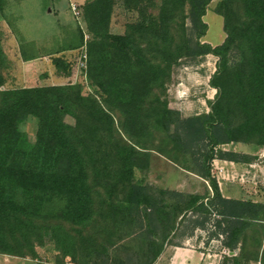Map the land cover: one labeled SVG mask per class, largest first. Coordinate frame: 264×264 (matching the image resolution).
Segmentation results:
<instances>
[{"label": "trees", "instance_id": "1", "mask_svg": "<svg viewBox=\"0 0 264 264\" xmlns=\"http://www.w3.org/2000/svg\"><path fill=\"white\" fill-rule=\"evenodd\" d=\"M154 1L156 14L149 12ZM211 1L123 0L135 16L117 35L108 31L114 0L84 5L90 94L78 85L3 90L0 77V255L35 260V247L50 235L65 255L80 253L83 264H126L105 256L103 238L111 237L112 227L116 232L142 218L158 225L171 216L175 222L199 210L217 217L221 246L232 251L243 243L241 251L248 244L250 261L264 264V204L222 198L204 162L198 176L213 193L205 202L152 192L133 180L156 135L166 140L167 152L194 163L189 147L195 137L212 148L230 142L264 146V0L219 1L214 13L223 19L225 38L214 48L201 42ZM208 53L219 58L211 81L219 95L208 115L183 119L164 101L171 69L182 58ZM29 118L36 120L32 142L21 131ZM208 155L204 161L212 150ZM257 225L259 232L241 240ZM66 226L73 236L82 229L94 233L90 245L71 238ZM147 248V264H153L158 254L152 243Z\"/></svg>", "mask_w": 264, "mask_h": 264}, {"label": "rangeland", "instance_id": "2", "mask_svg": "<svg viewBox=\"0 0 264 264\" xmlns=\"http://www.w3.org/2000/svg\"><path fill=\"white\" fill-rule=\"evenodd\" d=\"M92 1L94 0H0L1 89L78 85L83 94H90L92 88L84 73L87 63L85 43L89 35L83 19V7ZM219 1L221 0L211 1L203 18L207 33L201 42L209 44L211 48L220 45L225 38L223 19L214 13ZM114 2L108 31L109 34L117 35L123 32L125 25L134 19L135 14L125 7L123 0ZM153 4L155 6L149 12L156 14L158 1ZM185 23L190 28L188 20ZM80 35L82 42L78 47ZM233 54L234 52H229L228 59L231 60ZM218 64L219 58L210 53L178 60L171 69V80L166 87L164 101L168 109L178 112L183 119L208 115L219 95L218 89L211 85L218 72ZM65 121L73 124L68 116ZM35 130L36 120L33 118H29L21 126V131L29 142L33 141ZM195 138L197 141H192L189 148L197 163L172 151L167 152L166 140L162 134L156 135L151 145L153 147H149L153 150L146 151L142 157V168L133 171L134 182L147 186L152 192L172 191L185 196H197L205 202L213 193L210 183L198 176L199 173H204V162L208 176L214 180L222 198L264 204V146L253 142H230L212 148V144L205 138ZM219 138L223 139L225 135L221 133ZM210 150L212 157L204 161L205 153L210 156ZM220 151L223 154L233 153L234 160L229 161L231 156L217 153ZM161 152L166 153L163 155ZM171 218L170 216L167 223L158 225H155V221L152 224L142 218L135 223L129 222L127 227L117 229L116 232L112 227L111 237L103 238L105 256L126 264H147L145 254L149 243H152L153 252L158 254L155 261L163 253L167 256L170 247L183 245L186 239L202 240L203 247L210 252L216 251L220 246L218 239H222L216 236L214 224L218 219L215 215L207 216L200 214L199 210L196 213L191 210L183 219L179 218L174 222ZM168 227L173 228L170 233ZM64 230L71 238L80 237L89 245L94 234L88 229H82L73 236V228L66 226ZM253 232H259L258 225L249 227L239 237L244 240ZM246 246V250L241 251L243 243L232 251L227 249L222 254L223 261H227V264L255 263L250 261L251 250L248 249V244ZM63 248L52 236L47 235L35 247V260L12 259L4 262L0 257V264H83L86 261L80 253L75 258L65 255Z\"/></svg>", "mask_w": 264, "mask_h": 264}, {"label": "crops", "instance_id": "3", "mask_svg": "<svg viewBox=\"0 0 264 264\" xmlns=\"http://www.w3.org/2000/svg\"><path fill=\"white\" fill-rule=\"evenodd\" d=\"M195 240V239H194ZM191 239H186L185 243L180 246L170 247L167 256L163 253L153 264H222L223 256L222 254L227 252V249L223 246L218 247L214 252H210L208 249L203 247L202 240L194 241ZM208 247V246H207ZM167 253V252H166ZM4 262L12 259H21L12 256L0 255ZM32 261V260H29ZM35 262V261H33ZM252 264H259L252 263Z\"/></svg>", "mask_w": 264, "mask_h": 264}, {"label": "built area", "instance_id": "4", "mask_svg": "<svg viewBox=\"0 0 264 264\" xmlns=\"http://www.w3.org/2000/svg\"><path fill=\"white\" fill-rule=\"evenodd\" d=\"M73 10H75V8H73ZM84 59H85V55H84L83 61H84ZM84 62H85V61H84ZM81 66H82V64H81Z\"/></svg>", "mask_w": 264, "mask_h": 264}]
</instances>
